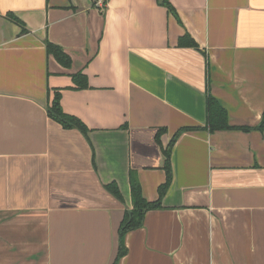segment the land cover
Returning <instances> with one entry per match:
<instances>
[{
    "label": "crops",
    "instance_id": "crops-1",
    "mask_svg": "<svg viewBox=\"0 0 264 264\" xmlns=\"http://www.w3.org/2000/svg\"><path fill=\"white\" fill-rule=\"evenodd\" d=\"M108 5L0 0V264H114L131 173L157 202L180 130L163 208L119 264H264V131L207 123L210 96L230 126L262 122L264 0ZM57 92L87 135L50 118Z\"/></svg>",
    "mask_w": 264,
    "mask_h": 264
},
{
    "label": "trees",
    "instance_id": "trees-1",
    "mask_svg": "<svg viewBox=\"0 0 264 264\" xmlns=\"http://www.w3.org/2000/svg\"><path fill=\"white\" fill-rule=\"evenodd\" d=\"M186 38L181 40L182 46L186 45ZM189 46L192 48L195 47V43L192 40L189 43ZM47 52L48 54L53 55L58 63L65 68H70L72 60L69 55H67L64 50L56 45L48 44L47 45ZM73 82L75 84V88L85 89L88 87L87 77L82 74L78 73V75L73 76ZM61 96L57 92L54 95L52 102L50 103L49 107V116L53 121H56L59 125H61L65 129H76L81 131L85 135L89 133V128L86 124L77 119L74 116L68 115L64 112L62 105L60 104ZM263 119L260 123L258 128H236L230 126L228 111L222 106V104L217 101L214 97L210 96L208 98V106H207V118H208V129L210 132L215 131H228V130H242V131H250V130H258L264 131V113ZM184 130H180L176 137L171 141V143L163 149L165 155V165L164 168L166 170V181L162 187L159 189V199L157 202H149L146 201L143 197L142 186L140 185L137 176L134 173H131L130 176V185L132 190V202L133 208L131 211H126L124 215V220L121 224L119 235L121 236V244L119 247V254L114 262V264H119L120 260L127 255V250L124 245L125 237L128 233L134 230L141 229L144 226L147 212L151 210H160L163 208V199L168 189L171 186V182L173 179V170L171 168V156H172V149L175 145L176 140L180 136V134ZM160 136V135H159ZM160 138V137H159ZM109 191L115 194L119 199L122 198L120 190L116 184L111 185L108 187Z\"/></svg>",
    "mask_w": 264,
    "mask_h": 264
},
{
    "label": "built area",
    "instance_id": "built-area-1",
    "mask_svg": "<svg viewBox=\"0 0 264 264\" xmlns=\"http://www.w3.org/2000/svg\"><path fill=\"white\" fill-rule=\"evenodd\" d=\"M110 0H92L94 8L99 11H105L109 7Z\"/></svg>",
    "mask_w": 264,
    "mask_h": 264
},
{
    "label": "water",
    "instance_id": "water-1",
    "mask_svg": "<svg viewBox=\"0 0 264 264\" xmlns=\"http://www.w3.org/2000/svg\"><path fill=\"white\" fill-rule=\"evenodd\" d=\"M165 0H160V2H164Z\"/></svg>",
    "mask_w": 264,
    "mask_h": 264
}]
</instances>
